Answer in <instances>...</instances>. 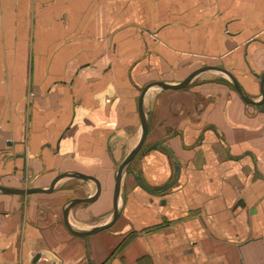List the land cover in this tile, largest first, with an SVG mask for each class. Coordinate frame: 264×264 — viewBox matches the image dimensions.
<instances>
[{
    "label": "crops",
    "instance_id": "1",
    "mask_svg": "<svg viewBox=\"0 0 264 264\" xmlns=\"http://www.w3.org/2000/svg\"><path fill=\"white\" fill-rule=\"evenodd\" d=\"M203 65L253 100L264 72V0H0V185L95 177L68 211L87 230L113 212L116 170L141 134L138 96ZM257 73L258 75H255ZM148 132L123 174L114 223H63L93 181L0 192V264H264V101L221 72L151 87ZM133 177L138 174L153 190Z\"/></svg>",
    "mask_w": 264,
    "mask_h": 264
},
{
    "label": "water",
    "instance_id": "2",
    "mask_svg": "<svg viewBox=\"0 0 264 264\" xmlns=\"http://www.w3.org/2000/svg\"><path fill=\"white\" fill-rule=\"evenodd\" d=\"M205 70H215V71L223 73L228 78V80L231 82L234 89L237 91V93L241 96V98L245 102L253 103V104H260L264 101V72L261 74L260 82H259L261 98L257 101L251 99L243 91V88L241 87L239 81L237 80L236 76L232 72H230L226 68L218 66V65L200 66V67L194 69L193 71H191L185 78H183L181 81H179L175 84L167 83V82L162 81V80H156V81H152V82L147 83L141 89L140 94L138 96V113H139V117H140L141 134H140L139 140L137 141L136 145L130 150V152L125 156V158L120 162V164L117 167L116 175H115L114 194H113V212L111 215V219L107 223L92 227V228L87 229V230L75 229L69 223L67 214H68V211L71 207H73L74 205L79 204V203L93 202L98 197V195L100 193V184H99L98 180L95 177L90 176V175H86V174H82V173H78V172H64V173H60L57 176H55L52 179L48 188H45V189L40 188V187L16 188V187H8V186L0 185V192L6 193V194H29V193H34V192H50V191H52L54 184L59 179H61L63 177H75V178L82 179V180L93 181L96 185V191L92 196H88V197H84V198H77L76 197V198H71V199L67 200V202L65 203V205L63 207V223L68 230H70L72 233H74L76 235H87V234L96 233V232H99V231L111 226L114 223V221L117 219V217L119 216V211H118V207H117V200H118V196H119V190H120V184H121L122 176H123V174H125L128 171V167H129L130 163L132 162L133 158L141 150L143 143L145 141L147 132H148V124H147V120L145 118V113L143 110V98H144L145 93L151 87H159L161 89H181V88H184L189 84V82L191 81V79L194 76H196L198 73L205 71ZM254 74L258 75L257 73H254ZM160 147L168 150L169 154L171 155V157L173 158V160L175 162L176 172H175V176H174L173 180L158 190H153L152 188L148 187L143 182L142 178L138 174H133V177L136 180L137 184L149 192H161V191L169 188L170 186H172L176 182L178 175H179L178 161L166 146H164L161 143H156V144H153L152 146H150V149L151 148L155 149V148H160Z\"/></svg>",
    "mask_w": 264,
    "mask_h": 264
}]
</instances>
